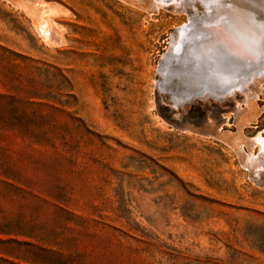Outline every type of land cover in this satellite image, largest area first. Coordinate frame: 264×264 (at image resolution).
<instances>
[{"label": "rangeland", "instance_id": "rangeland-1", "mask_svg": "<svg viewBox=\"0 0 264 264\" xmlns=\"http://www.w3.org/2000/svg\"><path fill=\"white\" fill-rule=\"evenodd\" d=\"M161 1L0 0V264H264V62L218 95Z\"/></svg>", "mask_w": 264, "mask_h": 264}, {"label": "bare ground", "instance_id": "bare-ground-1", "mask_svg": "<svg viewBox=\"0 0 264 264\" xmlns=\"http://www.w3.org/2000/svg\"><path fill=\"white\" fill-rule=\"evenodd\" d=\"M157 1L162 2L161 0ZM172 1H175L182 10L186 11L189 7L193 12L194 10L197 12V17L194 18L195 21L191 27L184 28V26L179 29V38L175 43L177 52L186 48L189 50L188 56L184 59V64L189 66L191 70L201 66L198 69L202 71L213 70L220 76H223V73L228 74L230 71L229 78L223 76L226 83L221 87L222 89L219 91L212 89L215 93L219 92L218 95L225 94L228 96L237 90H242L246 82L245 79L242 81V75L237 80L239 81L238 84H230L236 75L242 71V68L240 69L231 58L245 59L246 64H248V60L251 63L253 61L264 62V0ZM185 38H188V42L185 41ZM199 54L201 58L196 59L195 56H199ZM190 63L193 65L191 66ZM233 69H237L238 72L233 73ZM196 73L197 70L191 73L190 77L192 78ZM201 76H207V71L203 72ZM205 84L202 82L198 85L202 89L199 97H207L205 96L207 92H204L206 90ZM193 97L191 96L186 100L183 98V104ZM258 140L264 152V138L258 137Z\"/></svg>", "mask_w": 264, "mask_h": 264}, {"label": "trees", "instance_id": "trees-1", "mask_svg": "<svg viewBox=\"0 0 264 264\" xmlns=\"http://www.w3.org/2000/svg\"><path fill=\"white\" fill-rule=\"evenodd\" d=\"M1 235H6L7 236V235H11V233H10V231H4V229L0 228V236ZM10 243H13V241L0 239V246L8 245ZM13 251H14V249L11 248V247H4L3 249H1V247H0V255L10 256ZM0 261H4V259L0 258Z\"/></svg>", "mask_w": 264, "mask_h": 264}]
</instances>
